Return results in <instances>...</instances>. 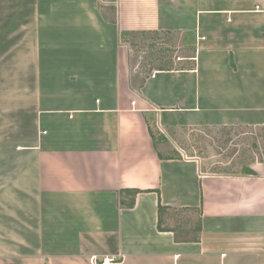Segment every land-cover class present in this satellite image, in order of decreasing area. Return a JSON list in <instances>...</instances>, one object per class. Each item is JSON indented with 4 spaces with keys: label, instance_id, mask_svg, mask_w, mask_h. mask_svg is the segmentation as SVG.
<instances>
[{
    "label": "crops",
    "instance_id": "crops-1",
    "mask_svg": "<svg viewBox=\"0 0 264 264\" xmlns=\"http://www.w3.org/2000/svg\"><path fill=\"white\" fill-rule=\"evenodd\" d=\"M143 32L193 55L136 90ZM259 144L264 0H0V264H264Z\"/></svg>",
    "mask_w": 264,
    "mask_h": 264
},
{
    "label": "rangeland",
    "instance_id": "rangeland-1",
    "mask_svg": "<svg viewBox=\"0 0 264 264\" xmlns=\"http://www.w3.org/2000/svg\"><path fill=\"white\" fill-rule=\"evenodd\" d=\"M123 40V41H122ZM192 39L187 34H167V33H140L137 35H125L121 39V43L124 47L123 50L128 54V65L132 75V85L134 89H139V83H143L155 70H162L167 67L174 68L175 63L180 62L185 57H192ZM3 56L10 57V50H4ZM8 51V52H7ZM156 130V129H155ZM204 133L198 132L197 137L192 138L193 142L192 150H199L198 153H217L220 149L219 136L212 134V132H206L207 136H203ZM205 134V135H206ZM159 135V134H158ZM228 141V138L225 137ZM157 139V138H156ZM194 139V140H193ZM158 141V139H157ZM181 145L186 147V143L181 141ZM226 149L235 148V145L230 146L227 144L224 146ZM249 147L243 143L237 144L239 150ZM259 150H264L261 144H259ZM229 163V161H228ZM172 222L169 226L174 225L176 228L178 221L184 223L186 220H197V215L193 213L187 214H174L170 217Z\"/></svg>",
    "mask_w": 264,
    "mask_h": 264
},
{
    "label": "trees",
    "instance_id": "trees-1",
    "mask_svg": "<svg viewBox=\"0 0 264 264\" xmlns=\"http://www.w3.org/2000/svg\"><path fill=\"white\" fill-rule=\"evenodd\" d=\"M125 35L126 34H122L121 39H123ZM127 35H137V33H129ZM127 193L131 196L130 201L126 202V201L122 200L121 204H122V206H126L127 208H133L134 204H135V198L140 192L139 191H128ZM160 210H162V207L160 208ZM160 229H161V227H160ZM199 232H200V230H199Z\"/></svg>",
    "mask_w": 264,
    "mask_h": 264
},
{
    "label": "built area",
    "instance_id": "built-area-1",
    "mask_svg": "<svg viewBox=\"0 0 264 264\" xmlns=\"http://www.w3.org/2000/svg\"><path fill=\"white\" fill-rule=\"evenodd\" d=\"M120 258L116 256L105 257L101 262H94V264H120Z\"/></svg>",
    "mask_w": 264,
    "mask_h": 264
}]
</instances>
